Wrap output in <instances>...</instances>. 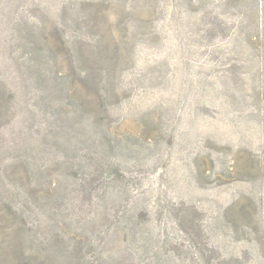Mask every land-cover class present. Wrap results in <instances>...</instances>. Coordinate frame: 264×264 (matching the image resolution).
I'll return each instance as SVG.
<instances>
[{
    "label": "rangeland",
    "instance_id": "374dc122",
    "mask_svg": "<svg viewBox=\"0 0 264 264\" xmlns=\"http://www.w3.org/2000/svg\"><path fill=\"white\" fill-rule=\"evenodd\" d=\"M0 264H264V0H0Z\"/></svg>",
    "mask_w": 264,
    "mask_h": 264
}]
</instances>
